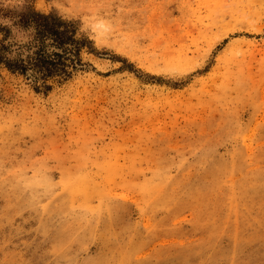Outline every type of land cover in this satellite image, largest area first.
I'll use <instances>...</instances> for the list:
<instances>
[{"label": "rangeland", "instance_id": "374dc122", "mask_svg": "<svg viewBox=\"0 0 264 264\" xmlns=\"http://www.w3.org/2000/svg\"><path fill=\"white\" fill-rule=\"evenodd\" d=\"M29 6L92 48L49 92L0 65V264H264V0Z\"/></svg>", "mask_w": 264, "mask_h": 264}, {"label": "trees", "instance_id": "16d2710c", "mask_svg": "<svg viewBox=\"0 0 264 264\" xmlns=\"http://www.w3.org/2000/svg\"><path fill=\"white\" fill-rule=\"evenodd\" d=\"M2 15L9 21H0V65L32 79L37 90L51 91L53 82L70 80L84 66L82 51L92 48V43L79 37L75 20L33 6Z\"/></svg>", "mask_w": 264, "mask_h": 264}, {"label": "clouds", "instance_id": "9594fccd", "mask_svg": "<svg viewBox=\"0 0 264 264\" xmlns=\"http://www.w3.org/2000/svg\"><path fill=\"white\" fill-rule=\"evenodd\" d=\"M96 23H104V21L97 20V21H94L92 23H87V24L83 25V27L86 31H91L94 34H96L97 36H99V33L96 32V28H95Z\"/></svg>", "mask_w": 264, "mask_h": 264}]
</instances>
